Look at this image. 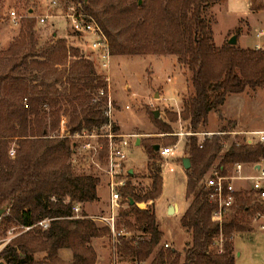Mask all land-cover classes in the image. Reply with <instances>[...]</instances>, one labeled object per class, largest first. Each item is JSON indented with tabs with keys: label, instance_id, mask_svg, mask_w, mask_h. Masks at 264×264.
Here are the masks:
<instances>
[{
	"label": "trees",
	"instance_id": "1",
	"mask_svg": "<svg viewBox=\"0 0 264 264\" xmlns=\"http://www.w3.org/2000/svg\"><path fill=\"white\" fill-rule=\"evenodd\" d=\"M224 1L66 0V4L74 2L93 15L110 41L112 55H178L191 72L193 88L180 115L191 121L195 132L208 123L209 113L219 110L229 95L264 88V50L242 48L229 41L215 44L205 12ZM248 5L254 11L264 10V0H248ZM35 25L32 14L24 17L19 37L0 52V207H8L0 220V233L4 236L15 224L34 225L46 217L52 222L45 230L35 226L13 237L0 251V260L6 264H96L92 241L109 230L89 218H74L72 209L77 202L98 200L101 178L93 172L77 171V142L67 132L75 134L107 123V96L100 92H107L108 82L97 73L93 61L80 54L78 47L69 46L65 38L53 36L40 47ZM239 32L235 34L239 36ZM63 116L68 117L65 134L59 132ZM155 121L162 132L171 130L166 121ZM186 136L184 153L191 160L190 168L185 169L187 197H193L180 217L192 234L185 259L181 261L174 248H159L163 235L156 213L138 206L143 200L155 201L164 187L163 165L153 142L145 144L151 187L140 191L130 181L123 189V195L134 204L128 201L121 215L139 234L123 241L118 251L142 261L155 254L149 264H235L233 234L249 229L238 214L253 215L262 207L252 204L250 193L239 190L224 222L214 221L215 204L209 200L203 180L221 153L222 137H207L199 144L193 134ZM13 139L20 146L17 160L8 156ZM261 158L264 145L233 143L217 167L227 173L239 161L255 163ZM130 175L135 177V173ZM221 236L220 253L215 245ZM62 248L71 249L72 259L60 257Z\"/></svg>",
	"mask_w": 264,
	"mask_h": 264
},
{
	"label": "rangeland",
	"instance_id": "2",
	"mask_svg": "<svg viewBox=\"0 0 264 264\" xmlns=\"http://www.w3.org/2000/svg\"><path fill=\"white\" fill-rule=\"evenodd\" d=\"M52 1L0 0V52L6 51L21 32L22 27L15 26L11 22L9 16L11 9H15L23 19L32 14L36 20V39L40 47L52 39L56 32L60 34V36L56 35V38H65L69 46L78 47L76 37L68 23L60 16L62 11L51 7ZM61 1L63 4L66 3V0ZM48 14L51 16L47 18L44 24L38 22L40 16ZM205 15L212 23L217 46L222 40L224 42L229 41L230 37L235 35L236 30L240 29L237 44L242 48H256L257 39L254 34L258 28L264 27V10L254 11L250 9L248 0H226L212 5L206 10ZM80 54L85 58L90 57L86 51L83 53L80 51ZM121 57L115 55L111 72L104 71L96 61L91 58L88 59L93 61L98 74L103 77H110L108 90L112 96L113 106H115L113 120L118 124L121 133H125L121 128L128 130L125 134L129 135L131 143L129 166L135 170L133 183L140 191L147 190L152 183L148 170L149 155L145 144L153 142L160 143L161 146H178L173 157L165 159L161 155L159 156L163 165L162 170H164L162 194L155 201H143L147 203L148 208L156 213L157 224L163 235L159 248L164 247V242H168L171 248L181 254V261H183L186 249L192 241L191 232L183 227L180 218L184 211V204L190 205L193 197H187L186 170L182 165V158L186 156L184 153V146L188 138L186 135L189 132H213L222 137L221 153L210 167L209 173L220 163L233 143L245 142V135L239 132L264 128V88L229 95L219 110H212L209 113L208 123L194 132L190 127L191 121L183 119L180 115L184 109L183 103L193 93V88L190 85L191 72L179 61V56L174 54H138L122 55ZM25 102L26 99L23 100V103ZM156 109L160 110L158 118H154ZM173 117L174 120H172ZM62 118L65 124L61 120L62 128L59 129V132L65 134L68 117L63 116ZM155 120L166 121L171 126V130L162 132ZM119 124L123 127H120ZM221 131H230V133L220 134ZM194 136L197 137L199 144L208 137L204 139L202 136ZM212 136L214 137V135ZM138 141H140L139 144ZM101 144H104V141ZM13 145H18L16 139L11 141L9 148ZM74 156L75 163L78 162L77 171L93 172L100 176L102 186L105 184L102 173L94 164V161H99L101 164L105 163L104 147L96 157L79 150ZM177 163L185 171L179 169ZM237 184L240 191H247L252 195V204L255 206L256 203L260 204L262 210H258L253 215L241 212L238 214L239 217L242 216L241 219L246 221L245 224H248L249 229L233 234L236 264H264V228L262 227L264 225V203L255 199L250 192L248 181L240 180ZM101 191L104 197L100 202H95L93 206H87L86 203L82 204L83 210L88 215L108 210L109 193L105 187H102ZM177 201L181 205L180 211L177 210L176 206L173 213H167V205L170 203L174 206ZM139 203L142 204V202ZM141 206H143H139L141 209L146 208L144 204ZM128 219L134 222L132 217ZM119 220L120 225H126L127 218L125 219L121 215ZM13 227H15L14 233H21L22 228L19 225L15 224ZM135 228L132 229L129 226L133 234H139ZM7 236L6 233L3 237ZM222 240L223 236L220 237L215 248L221 247ZM92 246L97 253V261L99 260L100 264L111 263L113 252L111 251V240L108 233L95 238L92 241ZM153 256L146 262L150 263Z\"/></svg>",
	"mask_w": 264,
	"mask_h": 264
},
{
	"label": "built area",
	"instance_id": "3",
	"mask_svg": "<svg viewBox=\"0 0 264 264\" xmlns=\"http://www.w3.org/2000/svg\"><path fill=\"white\" fill-rule=\"evenodd\" d=\"M51 7L61 10L60 16L66 20L73 35L76 37V42L80 51L88 52V58L93 59L104 70L109 71L112 54L110 50V41L106 34L103 32L101 26L96 19L90 13H86L83 9L79 8L74 2L69 4H63L61 0H53ZM10 19L15 26H21L22 16L15 10L11 9ZM51 15L40 16L38 22L44 24L47 18ZM54 16V15H52ZM257 39L256 49L264 50V27L258 28L254 34ZM107 82L110 77H104ZM109 83L107 85V92L101 90L100 96H107V104L105 115L108 117L107 123L101 127H93L91 130H83L76 132L75 134L67 135L77 142V151L88 153L94 157L99 154L100 150H105V163L101 164L99 161H94L97 169L102 173L106 182V187L109 190V207L106 212L96 213L94 215L82 216L83 206L77 202L74 204L72 212L73 217H86L95 221L98 225L106 227L108 235L111 240V251L113 257L110 264H149L146 260H139L133 257H126L122 255L118 248L123 241L130 240L134 234L130 231L127 224L120 225L121 212L129 206L128 196L123 195V189L133 181L131 177V168L129 166L130 160V140L128 134H123L119 131L118 124L113 120V106L112 96L109 92ZM64 123V120H62ZM230 133V131H228ZM227 131H221L220 134H227ZM197 136L213 137V132H189ZM189 133H187L189 135ZM219 133V132H218ZM245 135V143L248 145L262 144L264 145V128L254 129L251 131H241ZM104 141V144H101ZM176 146H161L159 149L160 155L168 159L175 155ZM20 148L18 145H13L8 150V156L17 160V150ZM233 170L230 172H222L223 168L214 167L209 173L206 174L203 185L208 189L209 200L214 202L215 209L212 213L213 220L219 223H223L225 216L232 211V207L236 203V193L239 192L237 182L240 180L248 181L250 186V192L254 195L255 199L264 203V158H261L255 163H235ZM151 201V200H149ZM146 208L147 203L142 201ZM138 202L140 207L142 205ZM1 220V218H0ZM52 218L46 217L34 225L23 226L21 232L28 231L29 229L39 226L43 230L47 229L51 225ZM264 228V225L262 226ZM15 227L7 231L8 236L3 237L0 233V251L13 240V237L17 236L14 233ZM165 248H171L168 242H164ZM221 253L223 249L219 247Z\"/></svg>",
	"mask_w": 264,
	"mask_h": 264
},
{
	"label": "crops",
	"instance_id": "4",
	"mask_svg": "<svg viewBox=\"0 0 264 264\" xmlns=\"http://www.w3.org/2000/svg\"><path fill=\"white\" fill-rule=\"evenodd\" d=\"M54 36H60V34L58 33V32H56V33H54L53 34ZM64 37V36H63ZM222 44H224V41L222 40V42L218 45V46H221ZM112 57V60H111V65H110V68H109V71L111 72L112 71V64H113V58H115V55H112L111 56ZM119 58H122L121 56H119ZM167 98V97H166ZM120 125V127H123L121 124H119ZM121 130L123 131V132H125V133H127L126 131H128L126 128H121ZM125 130V131H124ZM247 131H251V130H247ZM177 166L179 167V169H181V170H184L183 168H182V166H180V164L179 163H177ZM132 169V168H131ZM133 170V169H132ZM185 171V170H184ZM134 172H135V170H134ZM163 172H164V170H163ZM163 174V173H162ZM186 174V173H185ZM163 180H164V176H163ZM186 181H187V176H186ZM105 183V184H104ZM104 185L102 186V184L100 183L99 184V186H98V196H99V198H98V200H95V201H93L92 203H86L85 205H87V206H93V204H95V202H100L102 199H103V193H102V191H101V189H102V187L104 188L105 187V190H107L108 191V193H109V190H108V188L106 187V182H105V180H104ZM109 201V200H108ZM176 204H177V210L178 211H180V202H176ZM172 204H168L167 205V213H169L168 211H169V208H170V206H171ZM188 204H184V211L182 212V214L186 211V209L188 208ZM95 239V238H94ZM94 241V240H93ZM98 250V249H97ZM59 254H60V257L61 258H63L64 260H70V259H72V257H73V253H72V251H71V249H69V248H62L60 251H59ZM37 256V258H40L41 256H42V254H37L36 255ZM96 264H100V262H99V260L96 262ZM235 264H236V259H235Z\"/></svg>",
	"mask_w": 264,
	"mask_h": 264
},
{
	"label": "water",
	"instance_id": "5",
	"mask_svg": "<svg viewBox=\"0 0 264 264\" xmlns=\"http://www.w3.org/2000/svg\"><path fill=\"white\" fill-rule=\"evenodd\" d=\"M238 42V38H237V35H233L232 37H230L229 39V44L231 45H236ZM160 116V110L156 109V111H154V118H158ZM140 141H138V144H139ZM161 147V144L160 143H157L154 145V150L157 152L159 151ZM182 165H183V168L188 170L190 168V165H191V160L188 158V157H183L182 158ZM131 170V173H134V170L130 169ZM130 203L134 204V201L133 199H130ZM177 206V204H175L174 206H170L169 208V213H173V211L175 210V207ZM8 211V207H0V218H2V216L7 213ZM0 264H6L4 261L0 260Z\"/></svg>",
	"mask_w": 264,
	"mask_h": 264
}]
</instances>
